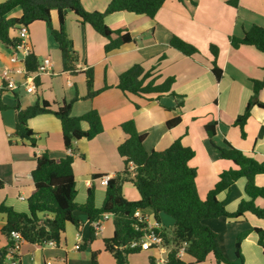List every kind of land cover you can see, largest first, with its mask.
<instances>
[{
	"label": "crops",
	"instance_id": "0c3cea01",
	"mask_svg": "<svg viewBox=\"0 0 264 264\" xmlns=\"http://www.w3.org/2000/svg\"><path fill=\"white\" fill-rule=\"evenodd\" d=\"M7 0H0L5 2ZM230 0H167L154 18L123 11L108 15L105 19L112 30L129 32L134 41L115 49L105 51L108 39L97 33L90 25L78 22L69 12L66 16V30L74 43L79 56L78 71L65 72L61 52L51 35L50 28L43 22H36L28 29L32 52L38 63L49 57L53 63L49 75H43L37 82V93L29 94L23 89L7 92L2 100L10 107L18 103L22 108L35 104L38 100L50 103L70 102L75 97L72 113L85 114L91 109L98 110L104 125L102 134L92 140L81 139L74 144L73 170L76 180V202L84 204L88 191L94 190L95 205L100 208L106 195V185L101 183L103 176H116L123 172L124 162L118 147L127 136L122 124L134 120L137 130L146 134L144 146L148 152L163 151L174 141L182 143L195 152L191 166L197 170L199 195L205 199L214 188L224 170L235 167L233 162L221 159L206 126L216 122V146L225 141L258 162L264 161V108L254 106L245 126L243 138L235 120L245 112L254 94V80L264 77V53L252 46L234 48L230 38L242 37L253 25L264 26V0H239L238 6L228 4ZM111 0H82L88 11L106 10ZM21 9L13 11L9 17H20ZM51 23L58 28V12L51 11ZM17 36L18 32L12 33ZM176 35L195 46L200 53L185 56L171 47V38ZM219 49L217 65L223 74L217 80L212 69L214 56L211 46ZM12 48L0 42V83L2 70L12 66ZM141 64L145 70H154L156 84L173 77L172 90L176 96L150 94L146 97H127L118 87L119 76L130 67ZM94 71V88L102 90L92 100L84 99L87 94L85 71ZM264 103V89L259 93ZM179 103L182 106L179 107ZM135 104L140 105L136 108ZM181 117V123L169 128L167 122ZM29 127L36 133V146L28 140L21 141L14 136L15 110L0 111V205L4 204L20 213H28V198L34 192L32 173L36 169V156L45 151L53 158H65V149L60 121L53 115H39L29 120ZM83 128L88 125L83 123ZM258 186L264 187V174L256 178ZM247 180L239 179L230 191L219 194L229 212H235L239 203L247 199ZM126 184V183H125ZM123 185V193L128 200L137 201L139 193ZM130 185V184H129ZM23 197L24 199H21ZM256 204L264 207V199L258 198ZM149 225H156L154 212L143 210ZM83 222L81 231L72 224L67 225L64 240L60 244L44 246L23 242L19 258L14 261L10 255L5 264H91L92 253L99 252V264H116L113 256L104 250L103 240L114 234L113 217L103 222V230L95 235L85 249L91 236V225L85 213L77 212ZM162 230L171 232L174 219L161 214ZM205 225L213 230L219 240L224 256L236 260L237 238L247 233L241 249L246 264H264V251L258 243L255 228L264 229V220L252 213L232 219L227 217L206 219ZM6 224V215L0 212V229ZM8 240L2 236L0 249L7 247ZM157 250H143L129 256V264H153ZM188 264H215L209 257L205 262L194 263L187 254L182 257Z\"/></svg>",
	"mask_w": 264,
	"mask_h": 264
},
{
	"label": "trees",
	"instance_id": "16d2710c",
	"mask_svg": "<svg viewBox=\"0 0 264 264\" xmlns=\"http://www.w3.org/2000/svg\"><path fill=\"white\" fill-rule=\"evenodd\" d=\"M166 1L111 0L105 11L91 12L85 9L82 0H7L0 2V42L9 48H16L21 43V39L19 35L13 36L12 33L18 32L21 27L29 29L34 23L43 22L50 28L51 35L59 47L64 71L75 74L78 71L79 56L66 30V16L69 12L77 17L79 23L90 25L97 33L109 40L105 46V51L108 53L134 41L129 32L112 30L105 21L108 15L127 11L154 18ZM238 1L230 0L228 4L237 7ZM16 9H21V16L9 17ZM52 10L58 12V28L52 26ZM230 42L236 49L241 46H252L264 53V26L253 25L242 37H231ZM170 44L185 56L200 53L195 46L176 35H173ZM211 53L214 56L212 71L216 79L220 80L223 71L217 65L218 47L212 45ZM38 65V58L32 52L26 60L28 72L36 71ZM155 68L145 70L141 64H136L119 76L117 87L127 97L131 95L146 97L150 94H156L157 97L166 94L176 96L172 90L175 79L169 77L163 83L156 84L153 78ZM84 73L87 77V94L84 99L92 100L102 90L108 88L106 85L102 90H95L93 69L90 68ZM253 85L254 94L245 112L239 115L234 123L239 127L243 138L246 137L245 126L252 108L256 105L264 108V103L259 100V93L264 89V77L261 80H254ZM5 93L7 92L0 95V111L15 110V137L21 141L28 140L35 147L36 133L29 127V120L39 115H53L61 123L65 149H71L73 154L57 159L45 151L36 156L37 166L32 173L34 192L27 201L28 213H20L4 204L0 205V212L6 215V224L0 229V239L4 236L8 240L7 247L0 249V264H5L8 255H12L14 261L19 258L17 253H10L14 247L11 235L13 231L20 233L24 242L30 244L41 246L50 242L60 244L64 240L68 224L81 231L83 222L77 216V212L85 213L91 225V236L80 248L85 249L95 240L92 224L103 214H110L113 217L114 234L111 238L103 240L104 250L113 256L116 264H129L130 255L143 251L140 248H132V243L139 241L148 227L145 222L140 223L137 229L135 212L147 209L154 212L157 224L161 223V214L174 219L175 225L171 236H168L162 228L157 229L165 238L166 244L171 247L167 264H188L177 256L178 248L183 245L186 254L194 263H202L212 257L215 264H246L241 246L247 233L237 238L236 260L230 261L220 248L217 234L206 226L204 221L222 217L238 219L246 213H252L264 220V207L256 204L258 198L264 199V187L258 186L255 180L258 175L264 174V161L258 162L227 141L221 147L216 146L213 141L216 135L215 121L206 126V132L221 159L233 162L235 167L220 174L218 182L205 199L199 195L197 170L191 166L195 152L185 146L181 139L174 141L163 151L148 152L144 146L146 134L139 133L135 121L129 120L121 126L127 138L118 147L119 155L124 162V170L110 178L106 185L103 205L97 208L93 189L88 191L84 204L76 202L77 189L73 163L74 144L81 139L92 140L104 131L98 110L91 109L83 115H73V104L79 99L78 96L70 102L50 103L46 100H38L26 108H22L19 103L12 108L2 100ZM10 93L17 96L16 92ZM135 106L137 109L140 108L138 104ZM181 106L182 103H179V107ZM181 121L182 118L179 116L169 120L167 125L173 128ZM83 123L88 125L87 129L83 128ZM130 163L135 166L134 173L130 171ZM241 178L247 180L245 191L248 198L239 203L235 212H229L225 202L218 196L230 191ZM125 183H131L137 190L139 193L137 201L125 197L123 193ZM2 187L3 182L0 181V189ZM255 231L258 234V243L264 251V229L255 228ZM98 257L99 252H93L91 264H99ZM153 261L152 259V263Z\"/></svg>",
	"mask_w": 264,
	"mask_h": 264
},
{
	"label": "built area",
	"instance_id": "2783aa9c",
	"mask_svg": "<svg viewBox=\"0 0 264 264\" xmlns=\"http://www.w3.org/2000/svg\"><path fill=\"white\" fill-rule=\"evenodd\" d=\"M18 35L21 39V43L12 49V55L10 57V64L12 66L5 67L1 74L0 83V95L3 92H20L23 89L26 93L36 94L37 93V82L43 75H49L52 71V61L49 57L44 58L38 65L36 71L29 73L26 67V60L28 56L32 53V47L30 44L29 32L26 27H21L18 31ZM69 154H73L71 149H68ZM130 171L134 173L135 166L130 163ZM111 176H103L101 178V183L107 185ZM21 199H24L21 197ZM112 217L110 214H103L101 218L92 224L94 228L95 235L99 234L103 230V222ZM135 217L138 221L137 229L140 223H147V218L142 214L141 210L135 212ZM148 224V223H147ZM160 228L158 224L149 225L146 228L145 235L139 240L134 241L131 245L132 248H140L141 250H157L158 256L154 257L153 264H167L169 253L171 252V247L165 242V238L157 231ZM12 238L14 241V247L11 249L10 253H18L22 243L24 242L20 233L13 231ZM50 245H55L56 243L50 242ZM80 244L76 246L77 249L80 248ZM186 255L185 246L178 248L177 256L182 258ZM12 258V255H10Z\"/></svg>",
	"mask_w": 264,
	"mask_h": 264
},
{
	"label": "rangeland",
	"instance_id": "374dc122",
	"mask_svg": "<svg viewBox=\"0 0 264 264\" xmlns=\"http://www.w3.org/2000/svg\"><path fill=\"white\" fill-rule=\"evenodd\" d=\"M130 184V185H129ZM126 186L130 187L132 190L136 191V189L133 187L131 183H126ZM137 192V191H136ZM81 213V212H80ZM168 233V232H167ZM168 236H171V232L168 233Z\"/></svg>",
	"mask_w": 264,
	"mask_h": 264
}]
</instances>
